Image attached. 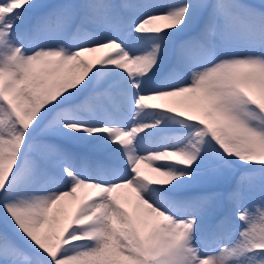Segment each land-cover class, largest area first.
<instances>
[{
	"label": "snow or ice",
	"instance_id": "obj_1",
	"mask_svg": "<svg viewBox=\"0 0 264 264\" xmlns=\"http://www.w3.org/2000/svg\"><path fill=\"white\" fill-rule=\"evenodd\" d=\"M0 264H264V0H0Z\"/></svg>",
	"mask_w": 264,
	"mask_h": 264
},
{
	"label": "rangeland",
	"instance_id": "obj_2",
	"mask_svg": "<svg viewBox=\"0 0 264 264\" xmlns=\"http://www.w3.org/2000/svg\"><path fill=\"white\" fill-rule=\"evenodd\" d=\"M235 178H237V177H233V179H235Z\"/></svg>",
	"mask_w": 264,
	"mask_h": 264
}]
</instances>
